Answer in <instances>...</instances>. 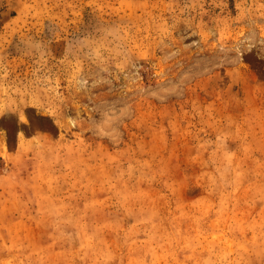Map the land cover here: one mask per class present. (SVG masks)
Listing matches in <instances>:
<instances>
[{"label": "rangeland", "instance_id": "374dc122", "mask_svg": "<svg viewBox=\"0 0 264 264\" xmlns=\"http://www.w3.org/2000/svg\"><path fill=\"white\" fill-rule=\"evenodd\" d=\"M0 264H264V0H0Z\"/></svg>", "mask_w": 264, "mask_h": 264}]
</instances>
